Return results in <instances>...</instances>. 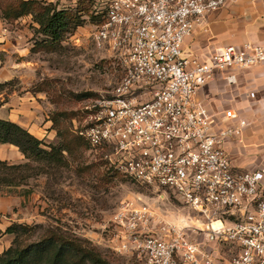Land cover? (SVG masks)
Listing matches in <instances>:
<instances>
[{
    "label": "built area",
    "instance_id": "obj_1",
    "mask_svg": "<svg viewBox=\"0 0 264 264\" xmlns=\"http://www.w3.org/2000/svg\"><path fill=\"white\" fill-rule=\"evenodd\" d=\"M232 1L94 0V48L121 74L109 94L84 100L78 133L106 151L114 170L168 190L203 225L178 226L158 220L155 204L122 202L111 240L142 264H264V169L234 167L224 147L247 121L225 109L237 124H223L196 97L215 73L264 63V45L230 44L203 60L182 55L194 23ZM7 30L2 22L0 34ZM226 80L235 83V74Z\"/></svg>",
    "mask_w": 264,
    "mask_h": 264
},
{
    "label": "rangeland",
    "instance_id": "obj_2",
    "mask_svg": "<svg viewBox=\"0 0 264 264\" xmlns=\"http://www.w3.org/2000/svg\"><path fill=\"white\" fill-rule=\"evenodd\" d=\"M51 3L57 9H77L83 20L76 29L64 34L60 42L52 44H38L44 36L32 15L10 22L0 10V27L3 22L8 27L7 33L18 32L19 47L22 52L26 50L11 52L10 59L27 61L20 75L8 81L1 91L4 98L13 93L22 98L31 96L34 106L19 112L24 121L31 122V132L43 136L46 144L59 146L65 141L69 149L63 150L56 162L30 161L33 171L41 174L30 178L23 187L0 189L1 195L15 194L21 199L10 210H4L0 218L4 221L12 218L13 222L29 227L18 233L22 243L32 242L49 228L58 226L88 240L110 264H142L143 260L134 254L119 252L106 243L113 235L110 219L122 202L155 204L158 220L178 226L203 228L202 220L168 190L140 185L114 170L105 150L95 151L79 136L76 127L82 121V103L109 94L121 74L120 68L108 65L105 53L94 48L90 36L95 24L90 18L92 0ZM25 161L24 157L18 163ZM1 233L8 232L5 229ZM194 233L199 238L205 237L203 231ZM10 234L13 240L15 234Z\"/></svg>",
    "mask_w": 264,
    "mask_h": 264
},
{
    "label": "crops",
    "instance_id": "obj_3",
    "mask_svg": "<svg viewBox=\"0 0 264 264\" xmlns=\"http://www.w3.org/2000/svg\"><path fill=\"white\" fill-rule=\"evenodd\" d=\"M16 36L18 37V32L0 34V83L18 77L20 70L24 69L22 65L27 62L15 60L17 57L10 59L13 51L26 52H22L23 49L19 47L21 41ZM245 42L264 45V0H234L203 15L194 23L193 32L185 39L182 55L203 60L226 45L239 47ZM230 72L236 77V82L232 84L226 80ZM250 92H254L253 97L249 95ZM3 94L5 93L0 91V118L14 121L31 132V122L24 121L23 114L19 112L28 111L34 106L32 97L22 98L13 93L6 94L7 98H4ZM196 97L210 111L217 112L219 119L224 121L223 124H237V120L222 117L221 112L225 109H233L247 121L241 135L228 138L224 147L234 167L241 170L264 169V63L244 69L217 72L197 92ZM45 125L49 127V123ZM34 135L39 139L43 137ZM22 159L24 155L15 145L0 143V160L18 163ZM18 202L21 199L15 194H0V214L10 210ZM13 221L15 220L12 218L0 221V253L10 245L13 238L10 233L1 235V232ZM106 243L114 245L115 241Z\"/></svg>",
    "mask_w": 264,
    "mask_h": 264
},
{
    "label": "trees",
    "instance_id": "obj_4",
    "mask_svg": "<svg viewBox=\"0 0 264 264\" xmlns=\"http://www.w3.org/2000/svg\"><path fill=\"white\" fill-rule=\"evenodd\" d=\"M93 3L94 0L91 3L90 18L95 22L98 18L93 14ZM0 10L2 17L10 22L32 15L39 25V33L44 36L39 45L58 43L64 34L83 23L77 9H57L54 4L45 0H0ZM7 84L8 82L0 83V91ZM79 136L89 146L87 140L82 135ZM0 143L15 145L27 159L22 163L0 160V189L26 185L30 178L41 174V171H33L30 161L56 162L59 161L61 152L69 149L65 141L59 146L46 144L20 124L2 118ZM28 229L27 225L16 222L6 228V232L15 234V237L0 253V264H110L88 240L64 232L58 226L49 228L32 242L22 243L18 240V233Z\"/></svg>",
    "mask_w": 264,
    "mask_h": 264
},
{
    "label": "bare ground",
    "instance_id": "obj_5",
    "mask_svg": "<svg viewBox=\"0 0 264 264\" xmlns=\"http://www.w3.org/2000/svg\"><path fill=\"white\" fill-rule=\"evenodd\" d=\"M198 224H199V223H198ZM218 224H219L218 222H214L212 225H213V226H218ZM199 226H201V224H200Z\"/></svg>",
    "mask_w": 264,
    "mask_h": 264
}]
</instances>
